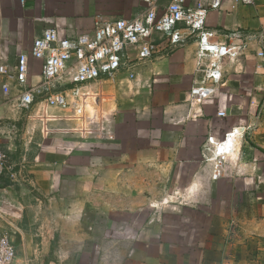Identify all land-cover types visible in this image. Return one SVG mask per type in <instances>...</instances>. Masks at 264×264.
Returning a JSON list of instances; mask_svg holds the SVG:
<instances>
[{
	"label": "crops",
	"instance_id": "obj_1",
	"mask_svg": "<svg viewBox=\"0 0 264 264\" xmlns=\"http://www.w3.org/2000/svg\"><path fill=\"white\" fill-rule=\"evenodd\" d=\"M146 7L141 0H0V63H14L47 28L88 33L98 22L133 18ZM208 25L260 30L264 0H224L209 12ZM32 65L31 83L40 62ZM197 68L194 42L139 60L134 77L121 71L92 84L90 102L101 114L80 120L71 111L67 132L43 116L33 127L36 117L16 105L14 83L6 91L0 78V147L21 175L0 184V232L16 244L15 264H77L82 248L96 252L92 264H259L264 190L256 185L264 161L235 160V152L211 157L208 139L240 129L236 148L264 150L261 45L254 40L241 56L226 59L217 85L194 89Z\"/></svg>",
	"mask_w": 264,
	"mask_h": 264
},
{
	"label": "built area",
	"instance_id": "obj_2",
	"mask_svg": "<svg viewBox=\"0 0 264 264\" xmlns=\"http://www.w3.org/2000/svg\"><path fill=\"white\" fill-rule=\"evenodd\" d=\"M145 10L133 18H116L98 22L92 32L67 34L60 27H50L37 36L28 52L17 55L14 63H0L2 88L10 90L14 83L16 105L26 112L38 104L59 111H72L78 119L84 117L90 104L92 84L126 71L134 77L138 61H149L172 53L190 42L197 44L198 68L194 89L223 79L226 59L241 56L252 41L261 45L264 58V28L257 31H216L208 25L210 11L222 7L224 0H170L161 6L160 0H141ZM253 5L259 0H238ZM223 34L227 42L217 37ZM40 62L39 79L31 83L32 62ZM202 102V97H197ZM225 116V112L219 113ZM31 117H39L33 115ZM240 129L224 134L220 139L210 136L211 157L239 155L236 135ZM214 177L219 175L216 164ZM20 174L8 164V154L0 147V184L7 178L18 182ZM17 248L10 233L0 232V264H15Z\"/></svg>",
	"mask_w": 264,
	"mask_h": 264
},
{
	"label": "rangeland",
	"instance_id": "obj_3",
	"mask_svg": "<svg viewBox=\"0 0 264 264\" xmlns=\"http://www.w3.org/2000/svg\"><path fill=\"white\" fill-rule=\"evenodd\" d=\"M31 112H32L33 115L43 116V118L46 117L45 123H47V125H51V124H49V119L54 121L55 118H56L58 121L62 122L63 131L65 130L67 132V131H70L73 128V126H72V124H73L72 123L73 116H72L71 111H59V110H55V109H51V108L48 109L43 104H38V105H36L34 107V110L31 111ZM96 112L101 114V107L97 106V105L94 106L90 102V104L86 107L84 114H85V117H86L87 114L91 116V115H94ZM37 123H38V117L31 119V124L33 125V127L36 128ZM79 123H80L81 127H83V128L86 125L85 119H84V121H81ZM234 159L235 160H238V159H250V160H254L256 162H258V161L261 162L262 160L264 161V150L263 151L262 150H256L253 153L251 152L249 154L247 152H243L241 150V153H239V155L236 156ZM256 170L257 169H255V171ZM263 180L260 178V181L256 185V187H257L256 190H258V189H260L261 191L264 190V181ZM255 203H256V207L260 206V204H259L260 202L258 203V201H256ZM244 205H245V201L240 197L237 200V208L241 210L242 208H244ZM114 234H117V233H114ZM256 245H258V247H260L259 244H256ZM256 251L257 252H255L254 254L256 256L257 255L260 256V258H258V257L256 258V259H259L258 260L259 264H264V260H263L264 252L259 251V250H256ZM79 253H80L79 255H81V257H79V260H78L77 264H92V262H94L96 260V258H97L96 252H92L91 251L90 253L87 254V249L86 248L80 249Z\"/></svg>",
	"mask_w": 264,
	"mask_h": 264
}]
</instances>
